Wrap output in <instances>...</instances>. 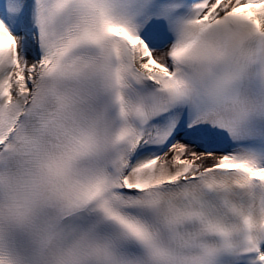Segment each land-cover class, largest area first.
Masks as SVG:
<instances>
[{
	"label": "snow or ice",
	"instance_id": "6c2138e0",
	"mask_svg": "<svg viewBox=\"0 0 264 264\" xmlns=\"http://www.w3.org/2000/svg\"><path fill=\"white\" fill-rule=\"evenodd\" d=\"M0 264H264V0H0Z\"/></svg>",
	"mask_w": 264,
	"mask_h": 264
}]
</instances>
